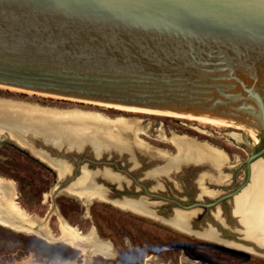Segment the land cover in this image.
Returning <instances> with one entry per match:
<instances>
[{
    "label": "water",
    "instance_id": "1",
    "mask_svg": "<svg viewBox=\"0 0 264 264\" xmlns=\"http://www.w3.org/2000/svg\"><path fill=\"white\" fill-rule=\"evenodd\" d=\"M0 86L230 118L264 136V0H0ZM19 136L76 169L67 143L55 144L43 131ZM35 137L66 155L37 145ZM263 155L264 142L246 158L243 182L211 202L173 201L185 210L220 208L250 183L251 165Z\"/></svg>",
    "mask_w": 264,
    "mask_h": 264
},
{
    "label": "rangeland",
    "instance_id": "2",
    "mask_svg": "<svg viewBox=\"0 0 264 264\" xmlns=\"http://www.w3.org/2000/svg\"><path fill=\"white\" fill-rule=\"evenodd\" d=\"M14 89L0 86V100L58 110L99 112L109 118L134 119L143 132L140 138L151 147L170 154L175 153V148L162 137H169L172 133L185 134L221 149L228 156V162L222 169L229 174V178L222 184L205 182L208 187L218 190V193L213 197L198 198L197 200L201 202H211L217 196L228 193L241 184L245 177L246 158L261 148L264 142L262 131L252 132L245 126L243 128L213 126L185 118L128 112L81 100ZM128 137L130 139V136ZM34 139L37 145L49 149L55 155L63 156V149L58 151L49 144L43 145L40 138ZM80 146L81 144L71 146L74 149L66 152L73 158V160L70 158V163H73L76 169L60 180L56 171L46 163L35 157L28 149L19 146L6 134L0 133V176L14 182L18 196L16 202L31 218L43 223L54 237L53 241L46 240L30 232L16 231L0 225V264L29 255L45 262L74 261L76 264H264V246L256 244L244 235L243 226L232 213L233 199L224 200L219 205L225 225L210 215L215 211L214 207L198 208L200 213L193 218L191 224L193 229L199 231L211 225L219 231V237L234 245L206 240L193 233L178 231L164 223L161 218L170 216L171 206L177 207L170 202L152 206L151 208L156 210L153 218L118 208L109 200V202L94 198L86 200L69 194L65 191L68 183L65 181L67 178L72 179L73 174H80L79 165L86 164L91 170L124 169L135 179H139V182L148 185L147 181L152 179L145 178L144 172L164 162L154 154L136 148L133 154L137 164L134 166L128 152L107 149L96 156L91 144L86 143L81 146V150H76ZM80 159L82 161L77 163L76 160ZM260 159L264 160V155ZM92 161H106L107 164ZM201 171L211 170L201 166L185 165L170 176L175 182L167 176L158 179L159 182H164L165 191L150 190L188 205L195 201L199 191L194 181ZM120 173L123 177H129L124 172ZM98 179L108 187L110 181L102 177ZM152 181L151 187L156 183L155 180ZM119 192L120 194L115 196L108 192L107 197L110 200L120 199L122 196L131 197L123 191ZM145 197L151 202H161L156 196ZM62 220L82 231L84 235L95 231L101 240L110 241L117 250V259L103 258L89 251L82 253L79 249L59 240L57 237L60 235L59 225Z\"/></svg>",
    "mask_w": 264,
    "mask_h": 264
},
{
    "label": "bare ground",
    "instance_id": "3",
    "mask_svg": "<svg viewBox=\"0 0 264 264\" xmlns=\"http://www.w3.org/2000/svg\"><path fill=\"white\" fill-rule=\"evenodd\" d=\"M83 102L100 106H110L128 112H142L185 118L213 126L234 128H243L245 126L252 132L258 131L253 126L230 118L187 116L134 107L89 101ZM27 131L32 133L43 131L48 139H51L58 145L67 143L71 147L89 143L92 145L96 156L100 155L101 151L107 149L128 152L134 166L137 164L133 154L136 148L146 153L154 154L155 157L161 158L164 162L146 171V175H150L157 181L163 174H168L170 171H177L185 165H208L215 172L209 173L208 171H204L198 174V198L202 196L213 197L218 193V190L207 188L205 182L222 184L229 178V175L222 173V168L228 162V156L221 149L206 141H198L185 134L172 133L169 137L163 136L164 141L169 142L175 148V153L170 154L167 151L151 147L146 141L140 138V134L143 132L140 131L134 119L126 117L109 118L99 112L58 110L11 100H0V133L6 134L8 138L16 142L19 146L28 149L35 157L50 166V168L56 171L58 179L62 180L72 173L74 169L71 164L61 159L48 157L45 152L33 148L19 136L20 133ZM128 136H130V139ZM251 170L250 183L239 194L233 197L232 213L243 226L244 235L256 244L264 246V160L259 158L254 161L251 165ZM99 177L116 183L118 186L124 182L130 184L127 178L109 168L90 170L86 165H82L80 174L76 178L71 179V182L65 187V191L81 199L90 200L94 198L103 201L109 200L118 208L155 218V210L151 207L156 203L148 201L145 196H140L137 199L125 197L110 200L107 197L108 188L97 182V178ZM17 197L14 182L11 179L0 176V225L16 231L30 232L46 240L51 239L53 241L54 237L48 228L43 223H39L31 218L19 203L16 202ZM215 208L218 209L213 212V216L215 219L220 220L219 207ZM198 212V208L188 210L176 208L172 218L169 220L161 219L178 231L193 233L206 240L234 245L230 241H221L218 238L215 228L212 226L203 231L193 230L191 220ZM59 230L60 235L57 238L71 247L79 249L82 253L89 251L103 258L117 259V252L111 243L101 240L95 231L84 235L82 231L63 220L60 222ZM5 264H76V262H45L29 255L14 259Z\"/></svg>",
    "mask_w": 264,
    "mask_h": 264
},
{
    "label": "flooded vegetation",
    "instance_id": "4",
    "mask_svg": "<svg viewBox=\"0 0 264 264\" xmlns=\"http://www.w3.org/2000/svg\"><path fill=\"white\" fill-rule=\"evenodd\" d=\"M194 166H196V167H198V165H194ZM204 166V165H203ZM208 166V165H207ZM213 172H215L214 171V169H212L210 166H208ZM115 170H116V168H114ZM180 170V169H179ZM179 170H177V171H179ZM148 171V170H147ZM177 171H170L168 174H163L162 176H167L172 182H175L172 178H170V176L172 175V174H174L175 172H177ZM201 172H204V171H201ZM201 172H199V173H201ZM213 172H211V173H213ZM198 173V174H199ZM223 173V172H222ZM223 174H227V173H223ZM127 175V174H126ZM229 175V174H228ZM129 177H130V184H125V182L124 183H122L121 184V188L120 187H117V185L116 184H111V183H109V185H108V192H110L111 194H113V196H115V195H117V194H120V192L119 191H123V192H125V194H128V195H130L131 197H126V196H122L120 199H122V198H131V199H137V198H139L140 196H147L148 194V192H153V191H151L150 189H153V190H155V189H157V190H159V191H165V185H164V182H159V181H157V180H155L153 177H151L150 175H146V171L144 172V177L145 178H147V179H152V180H155L156 181V183H155V185H153L152 187L150 186V184H153V181L151 180V181H147V183H148V185L147 184H143V183H141V182H139V179H137L136 178V180H137V182H139V183H137L135 180H133L132 179V175H128ZM162 176H160V177H162ZM159 177V178H160ZM244 179H245V177H244ZM163 181H164V179H163ZM195 184H196V188L199 190V186H198V184H197V178L195 179ZM205 185H206V187L207 188H209V189H213V188H210V187H208V185L205 183ZM132 187V188H131ZM176 187V186H175ZM145 189H147V192H146V190ZM214 190H216V189H214ZM111 194H109V196L111 195ZM143 194V195H142ZM198 194H199V191L197 192V194H196V197L195 198H198ZM161 197H156V198H158V199H161V202H153V203H156L155 205H161V204H165V203H168V202H170V203H172V204H174L175 206H178L177 205V203L176 202H174L173 200H175V199H173V198H169V197H166V196H163V195H161V194H159ZM133 196H137L136 198H133ZM116 199H119V198H116ZM184 198H181V200H183ZM177 201V200H176ZM180 202V201H179ZM177 207H170V209H171V213H170V216L168 217V218H163V219H165V220H169L170 218H172L173 217V213H174V210L176 209ZM215 208V207H214ZM216 209H218V208H215V210ZM219 210H220V208H219ZM156 211V210H155ZM213 212L214 211H212L211 213H210V215L213 217ZM198 213H200V210H199V212ZM222 212H221V210H220V220L219 219H215L214 217V220H217L218 222H220L221 224L223 223V219H222ZM194 218V217H193ZM193 218H192V220H191V223H192V221H193ZM163 221V220H162ZM165 223V222H164ZM169 225V224H168ZM170 226V225H169ZM191 226H192V224H191ZM211 225H208L206 228H203L202 230H200V231H203V230H205V229H207V228H209ZM172 227V226H171ZM213 227V226H212ZM173 228V227H172ZM175 229V228H174ZM193 230H195V229H193ZM196 231H199V230H196ZM104 241H108V240H104ZM110 242V241H109ZM111 243V242H110ZM111 245H112V243H111ZM113 246V245H112ZM115 249V248H114ZM115 251L117 252V250L115 249Z\"/></svg>",
    "mask_w": 264,
    "mask_h": 264
}]
</instances>
